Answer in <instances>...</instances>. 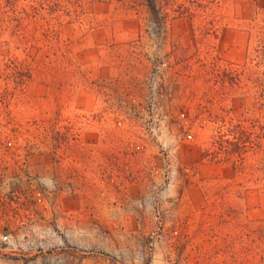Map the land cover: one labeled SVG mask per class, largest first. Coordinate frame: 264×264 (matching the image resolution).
<instances>
[{
	"label": "rangeland",
	"instance_id": "1",
	"mask_svg": "<svg viewBox=\"0 0 264 264\" xmlns=\"http://www.w3.org/2000/svg\"><path fill=\"white\" fill-rule=\"evenodd\" d=\"M153 5L0 0V264H264V0Z\"/></svg>",
	"mask_w": 264,
	"mask_h": 264
},
{
	"label": "trees",
	"instance_id": "2",
	"mask_svg": "<svg viewBox=\"0 0 264 264\" xmlns=\"http://www.w3.org/2000/svg\"><path fill=\"white\" fill-rule=\"evenodd\" d=\"M147 2H148V6L151 8V10H153V8H154L153 0H147ZM259 29H261V28H259ZM261 31H263V29L259 30V32H261Z\"/></svg>",
	"mask_w": 264,
	"mask_h": 264
},
{
	"label": "built area",
	"instance_id": "3",
	"mask_svg": "<svg viewBox=\"0 0 264 264\" xmlns=\"http://www.w3.org/2000/svg\"><path fill=\"white\" fill-rule=\"evenodd\" d=\"M0 240H3V241H4V240H7V236H5V235H4V236H1V235H0Z\"/></svg>",
	"mask_w": 264,
	"mask_h": 264
}]
</instances>
